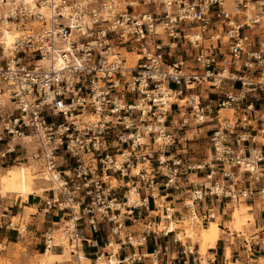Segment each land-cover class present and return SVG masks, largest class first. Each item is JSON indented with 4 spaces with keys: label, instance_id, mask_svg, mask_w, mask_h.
I'll use <instances>...</instances> for the list:
<instances>
[{
    "label": "built area",
    "instance_id": "obj_1",
    "mask_svg": "<svg viewBox=\"0 0 264 264\" xmlns=\"http://www.w3.org/2000/svg\"><path fill=\"white\" fill-rule=\"evenodd\" d=\"M6 25L18 33L0 39V106L11 104L0 110V154L39 165L51 184L43 209L62 213L78 260L86 217L131 245L170 232L150 222L139 238L122 231L159 178L183 198V211L164 207L168 220L203 222L214 203L264 198V0H0V37ZM192 128L206 131L211 151L195 162L179 152ZM187 173L203 181L189 189ZM14 218L0 213V229L29 231ZM54 230L42 234L46 250ZM181 252L176 264H202L195 245Z\"/></svg>",
    "mask_w": 264,
    "mask_h": 264
},
{
    "label": "crops",
    "instance_id": "obj_2",
    "mask_svg": "<svg viewBox=\"0 0 264 264\" xmlns=\"http://www.w3.org/2000/svg\"><path fill=\"white\" fill-rule=\"evenodd\" d=\"M189 135L190 133L187 135L189 138L188 145H190L189 147H192L191 140H193L194 136L192 135L190 138ZM184 151V149L179 148L181 155L188 157L191 162L200 160H194L193 155L189 152L185 153ZM14 156V153H8L4 158L6 159L5 162L13 161ZM185 176V184L189 189L198 186V184L203 181L201 173H198L197 175L194 173H187ZM114 179H116L120 193L123 190H127L128 182L126 179H122L120 177H114ZM158 180L159 184L153 192L145 193L144 191H141L140 204L135 208L134 212L123 215L126 220V224L122 231L127 234L132 233L136 238H139L142 231L147 227L146 225L148 222L152 225L158 224V226H154L155 229H157V227L159 228L161 225L168 226L173 222L176 223V227L173 230L169 228L170 232L168 234H163L162 231L159 230L158 234L152 232L139 245H131L129 243H122V241L111 232V224L102 222L100 224L99 231L95 232L89 225L88 218H83L79 221V229L82 237L90 240L89 242L84 241L83 245L84 256L89 259L88 264H99L98 256L101 255H105L108 259L110 254H112L117 258V260H119L133 253L142 255V259L133 264H176L182 262L184 259L181 252L182 244H192L193 240L189 236L186 237L185 240H182V238L179 237L178 233H183L185 229L184 223L180 217H178V212H176L170 220L164 218L163 212L164 207L167 205H172L175 209L183 211V198H180L177 194H173L171 191L165 190L163 183L160 181L161 178ZM138 185H140V183H138ZM146 196H148L147 199H145ZM0 199H2V197ZM45 199L43 200L39 198V200H36V198L33 197L32 200L28 199L25 200L26 202L20 204L13 200L10 204L5 200H1L4 204H1L3 208L0 209V213L4 212L5 209L8 210V218L13 216H20L23 218L26 212H28V210L26 211V208H35L36 211L31 210L28 212L30 217L29 222L35 223L38 229L39 227L43 229L45 227L44 223L56 225L60 219V212L55 209L50 210V212H45L43 209L44 205L42 207ZM256 199H259V197L254 198V200H250L252 204L251 206L258 205L255 203ZM232 206L233 204L229 201H220L216 204L214 203L212 206L214 208V217L208 218V220L202 222V224L205 225L206 223L207 225L211 220L220 216V226L223 230L217 244L207 250V260H209V264H264V226H262V223L260 224L262 213L264 214V211L259 210V218L254 216L256 221L253 225L246 228L245 232L230 233L225 223L230 218L231 208H233ZM205 211V208L201 210L202 213ZM5 221H7V218H5ZM49 228L53 227H45L44 231ZM175 238L177 241H175ZM193 245H195V250L199 252L200 244L195 243ZM228 245L231 247V257L229 258L226 256V246ZM155 249H160L162 251L158 260L154 259L152 255ZM56 253H59V250H57ZM81 260H79V262Z\"/></svg>",
    "mask_w": 264,
    "mask_h": 264
},
{
    "label": "rangeland",
    "instance_id": "obj_3",
    "mask_svg": "<svg viewBox=\"0 0 264 264\" xmlns=\"http://www.w3.org/2000/svg\"><path fill=\"white\" fill-rule=\"evenodd\" d=\"M10 105L11 104L8 101V99L3 98V104L0 106V110L1 111L3 109L8 110V106H10ZM197 132L198 131H195L194 128H192L189 132L190 138L192 137V135L194 136L193 140H191V145H192V147H190L191 150L189 149V153L191 155H193L194 160L207 158V156L209 154H211L210 153L211 151L209 148L208 134L206 133L205 130L199 131L198 133ZM3 147H4V145H0L1 150L3 149ZM192 151H194V152H192ZM4 158L5 157H2L0 154V175L2 173H4L6 171V169H8L9 167H11L13 165H26V166L33 167V169L35 170V173L38 174L39 177H41V179H40L41 182H39V186L42 188H45V190L39 194H29L27 200L28 199L32 200L33 197H35L36 200H39V198L44 200L47 196L50 195L49 190H50L51 184L49 182L43 180V175H41V173L39 172L40 171L39 165H37L34 161L28 162L27 159H22L21 161L13 160L10 162H5L6 159H4ZM1 188L2 187L0 184V198L2 197V199H0V209L3 208L1 206V204L3 203L1 200H5L9 204L12 200L17 201L18 204L26 202L25 200L22 199V197H17L14 194L5 195L1 191ZM136 199H138V196L135 198V200ZM247 203L249 205H252L250 200H248L247 202L241 201L238 203H232L233 204L232 207L237 206L239 204H247ZM255 203H257L258 205L253 206L252 213L255 217L259 218L260 211L262 210V207L264 206V198L263 199H256ZM44 204H45V201L42 204V207ZM16 208H19V207H16ZM27 210H28V212L31 210L36 211L35 208L34 209L26 208V211ZM28 212H26V214L24 215L23 218H21L20 216H17L14 218L15 221H17V220H22L24 222L28 221L29 231L26 232L25 234L18 235L13 230L6 229V228L0 229V264H42V260L46 259V257L42 254L43 252L46 251L45 244H44V238H43L42 234L44 232V228L48 227V226H52L53 229H55L54 234H53L55 244L52 246L51 250L53 252H56L57 250H59V253L63 254V255L61 257H59L57 260L51 261V260L47 259L45 264H85L81 261H80L81 262L80 263L79 260H77V258L71 253L70 248H69L68 243H67V240L64 237H62V235H61V230L59 229V226L62 225V220H61L62 213H60V219L56 225H53L51 223H44L45 227L43 229L39 227V229H38V227L35 223L29 222L30 217H29ZM261 218L262 219H261L260 224L262 223V226H264V214L263 213H262ZM198 221L200 222L201 220H198ZM255 221L256 220L253 221V224ZM185 222H183V223L188 224V222H193V221L186 220ZM195 223H196V221H195ZM200 224H202V221L200 222ZM205 225H206V223H205ZM184 229H185V227H184ZM30 231H32V232H30ZM195 231H196V234H198V230H195ZM185 239H186V237L185 238L182 237V240H185ZM192 244H194V243H192ZM200 254L203 257L202 264H207V253H204V254L200 253Z\"/></svg>",
    "mask_w": 264,
    "mask_h": 264
},
{
    "label": "bare ground",
    "instance_id": "obj_4",
    "mask_svg": "<svg viewBox=\"0 0 264 264\" xmlns=\"http://www.w3.org/2000/svg\"><path fill=\"white\" fill-rule=\"evenodd\" d=\"M9 26L10 25L2 27L3 34L0 37L1 41L7 45L11 44L15 36H17L16 33H18L17 30L10 28ZM40 179L41 177L35 173L33 167L26 165H13L0 175L1 191L5 195L14 194L17 197H22L23 200H27L29 194H39L45 190V188L39 186V182H41ZM43 180L45 179L43 178ZM128 195L129 202L134 201L138 196L137 192L134 190H131ZM252 209L253 206L249 204H239L231 208L230 218L225 223L230 233L245 232L246 228L253 225L255 218ZM200 222L197 221L195 223V221H193L184 224V232H179L178 235L180 238L188 236L192 237L194 244H200L199 253L204 254L207 253L208 248L214 247L217 244L223 230L220 226V216L211 220L207 225L200 224ZM168 227L173 230L176 227V223L173 222ZM195 230H198V234H196ZM51 248L52 247L48 248L42 253L46 257V259L42 260V264H45L47 259L51 261L57 260L63 255L53 252ZM226 256L227 258L231 257V247L229 245L226 246ZM81 262L88 264L89 259L86 256H82ZM115 262H117L115 256L111 258V262H109V259H107L105 255H101L98 259L99 264H114Z\"/></svg>",
    "mask_w": 264,
    "mask_h": 264
}]
</instances>
